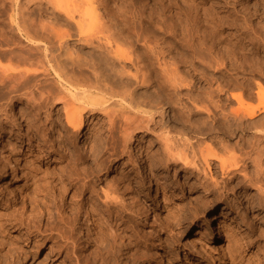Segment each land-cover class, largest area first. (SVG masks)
<instances>
[{
	"label": "rangeland",
	"instance_id": "obj_1",
	"mask_svg": "<svg viewBox=\"0 0 264 264\" xmlns=\"http://www.w3.org/2000/svg\"><path fill=\"white\" fill-rule=\"evenodd\" d=\"M40 1L42 5L39 7L34 2L30 11L33 15L50 12L49 0ZM79 1L65 2L79 6L80 11L97 6V10L89 15L92 20H88V29H94L101 23L105 27L111 23L117 28L120 24L116 22L115 15L119 12L124 24L118 28H125L134 21L132 25L136 30L148 34L156 45H172L181 37L189 42V38L205 35L208 36L207 44L218 51L230 53L227 49L237 44L240 47V55L235 57L237 65L240 63L238 66H242L243 63L257 70L248 75L238 69L233 77L250 80V97L245 98L244 107L257 105L253 83L264 80V0H196L202 3L201 7L194 0H185L191 8L187 11L184 7L189 19L182 16L183 11L180 13L183 7L179 6V0H92L90 5L87 0ZM160 4H165V7L169 4L171 8L160 12ZM240 15L245 16L247 25L256 30L262 43L251 45L249 38L254 39V36L249 32L243 34L246 29ZM218 17L227 18L228 23L217 25L213 19ZM232 18L236 25L232 24ZM96 19L98 23H94ZM164 23L177 24L174 34L177 39L163 35L161 27ZM73 44L70 43L69 47ZM212 77L221 78L218 74ZM153 90L149 89L150 92ZM11 97L17 96L13 94ZM182 102L186 103V100ZM22 105L27 108L25 102ZM236 107V102H233L224 112ZM164 110L155 117L158 126L149 131L135 130L126 147L118 141L117 133L115 139H104L107 124L96 119L100 114L90 117L86 113L83 135L75 137L73 128L65 122L60 103L55 102L39 112L37 132L28 129L26 123L16 124L11 116V106L0 113V264H264V149L252 151L248 145L255 142L251 137L255 132H238L226 137L220 135L215 127V132L192 134L188 132L191 126H201L202 122L212 126V118L194 110L187 112L168 107ZM30 111L26 109L24 114L32 120ZM215 114L216 119L221 118V112L216 111ZM263 115L259 113L255 120ZM3 138L9 139V149H4ZM262 140V143H257L258 150L264 147V138ZM91 143L94 149L89 152L88 144ZM221 143L228 149L222 151ZM166 144L172 147L185 144H192L195 148L209 146L226 161L238 159L244 163L238 164V170L230 168L229 173H222L218 162L212 161L209 167L202 168L199 164L196 171L192 168L181 170V164L169 163L170 166L166 167L163 163ZM11 148L20 150L19 155L12 157L20 160L16 167V181L13 180L10 161L3 157L11 152ZM186 151L188 153L189 149ZM144 161L158 165V176L148 174L149 169L143 167ZM95 165L100 168L96 169ZM187 173L194 175L186 178ZM203 174H206L205 179L218 183L222 197L216 202L212 195L211 206L200 208L195 197L204 191L193 193L188 189V183L202 184ZM174 175L177 181L173 180ZM159 179L166 186L175 182L179 187L163 196L157 186ZM223 206L229 208L228 217L233 220L229 223L233 225L225 235L217 234L214 240L207 242L206 253L203 251L200 257L192 258L189 238L205 229L206 218ZM148 210L150 215H147ZM75 219L83 226L84 232L85 225H88V236H80L79 229L74 226ZM94 221L99 223L95 239L92 237ZM106 225L120 228L121 238L116 239L113 249L110 248ZM63 242L65 245L61 246Z\"/></svg>",
	"mask_w": 264,
	"mask_h": 264
},
{
	"label": "bare ground",
	"instance_id": "obj_2",
	"mask_svg": "<svg viewBox=\"0 0 264 264\" xmlns=\"http://www.w3.org/2000/svg\"><path fill=\"white\" fill-rule=\"evenodd\" d=\"M65 1L49 0L47 2L51 5L49 13L33 15L30 11L34 2L38 4L36 7H39L42 5V1L0 0V113L11 106V116L16 124L26 123L28 129L37 132L39 112L48 109L55 102L60 103L65 122L73 128L75 137L83 135L86 113L90 117L100 114L103 119L101 116H96V119H101L107 124V126L105 125L104 139L106 141L113 139L117 133L118 141L126 147L135 130L149 131L150 128L159 125L155 117L165 111L164 107H168L170 110H186L187 112L194 110L197 114L205 113L207 118L211 117L210 125L212 126H207L208 123L202 122L201 126H191L192 128H189L188 132L204 135L215 132L216 127L220 135L228 137L238 132L253 131L255 133L251 137L255 142L248 145L252 151H263L264 147L258 150L259 144L257 143H262V138H264V115L259 120H255V118L259 113L264 114V80L252 82L255 86L254 94L258 101L257 105L244 107L245 98L250 97L248 91H250L251 83L248 78L233 77L236 74L234 71L242 69V73L247 72L248 75H252L257 69L250 67L251 65L247 67L243 63L242 66H238L240 63L237 65L235 57L240 55V51H238L240 47L237 44H233L227 49L230 53L218 51L209 43L210 46H207L208 36L205 35L201 38L194 37L193 34L194 38H189V42L182 40V37L177 39V35H174L177 24L164 23L161 27L163 35L177 40L172 45H156L148 34L136 30L132 25L134 21L128 26L125 23L127 27L122 28L124 23L121 19L122 14L120 15L119 12H116L115 19L122 27L118 28L119 25L116 26L118 29L114 28L111 23L105 27V24L101 23L94 29H88L87 27H90V25L87 26L88 20H92L89 15L91 11L97 10V6H91L90 10L86 8L80 11L79 6L68 4ZM75 1L77 2V0ZM93 1L87 0V4L90 5ZM179 1V6L183 7L180 9V13L183 11L182 16L189 19L185 13L191 9L190 5L185 0ZM193 2L201 7L202 3L199 1L194 0ZM160 5V12L171 8L169 4L166 5L167 7L165 4ZM47 9L49 10V8ZM203 12H205L204 9ZM239 17L243 21V28L249 30H245L243 34L249 32L252 34L251 36H254V39L249 38L251 45L254 47L256 44L262 43L256 30H252L253 28H249L247 25L245 16L240 15ZM213 20L220 26L225 21L227 22V18L218 17ZM97 21L98 19L94 23H98ZM231 22L236 25L233 18ZM210 33L215 34L214 32ZM70 43H74L73 47H69ZM242 54V56L245 55L244 52ZM239 58L242 59L241 56ZM262 64L264 65V62ZM215 74L221 78L214 79L212 75ZM49 78L51 80H48ZM53 85L54 87L56 85L55 89H53ZM151 88L154 89L153 92L149 91ZM233 90L238 91L232 92ZM13 94L17 97H11ZM183 100H186V103H183ZM23 102L26 103L27 108L22 105ZM233 102H236L237 107L230 108L227 113L224 112ZM26 109L31 110L32 120L24 114ZM216 111L221 112V115L219 114L221 118H215ZM2 141H5L2 144L4 149L11 147L10 144L7 145L8 138H3ZM223 143H221L222 151L228 149ZM93 149L92 143L88 144L89 152ZM187 149H189L188 153ZM19 151L17 148H11L9 154L3 155L7 162L10 161L9 165L14 181L17 179L16 167L19 166L20 160L12 157L19 155ZM164 154L166 158L163 163L166 167H169L171 163L181 164V170L192 168L196 171L199 164L202 165V168L203 166L209 167L210 161H212L218 162L222 173H229L230 168L235 170L240 162L244 163L238 159L226 161L218 157L209 146L195 148L192 144L180 147L166 144ZM144 165L145 169H149L150 176H158L157 164L144 161ZM165 165L163 166L165 167ZM95 168L99 169L100 166L95 165ZM186 175V178H192L194 174L191 176L187 173ZM205 175L203 174L204 181L202 184L200 183L201 185L195 182L188 183V189L191 192L204 191L195 197L200 208L211 206L212 199L210 197L212 195L216 202L221 196L220 188H217L218 183L205 179ZM173 180L177 181L175 175ZM257 180L259 181V179ZM15 184L17 185L16 182ZM224 185L228 187V184L224 183ZM157 186L160 187L163 196L168 191L179 187L175 182L166 186L160 179ZM226 187L223 188L226 189ZM257 189L260 190V187L257 186ZM259 205L261 206V204ZM147 215H150L149 210ZM228 216L229 208L223 206L210 218H206L207 220L203 224L205 229L194 232L195 234L189 238L192 258L200 257L203 251L206 253L205 248L209 246L207 242L214 240L215 235H225L233 225L229 223L233 220ZM93 223L92 237L97 235L99 228V223L96 221ZM47 224L49 225L48 219ZM74 226L79 229L80 236H88V225H85L86 232H84L83 226L75 219ZM106 228L110 238V248L113 249L116 246V239L120 237V228L117 229L109 225H106ZM215 230L216 234H214ZM64 245L63 242L61 246ZM1 248L2 244L0 243V251H2ZM76 250L73 247V251L76 252ZM159 255L157 252V256Z\"/></svg>",
	"mask_w": 264,
	"mask_h": 264
}]
</instances>
